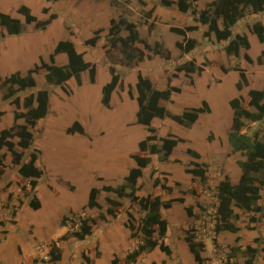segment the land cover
Returning <instances> with one entry per match:
<instances>
[{
  "label": "rangeland",
  "instance_id": "374dc122",
  "mask_svg": "<svg viewBox=\"0 0 264 264\" xmlns=\"http://www.w3.org/2000/svg\"><path fill=\"white\" fill-rule=\"evenodd\" d=\"M89 1L91 0H0L2 11L21 19L23 16L18 13L17 9L22 4L28 5L39 19L48 18L49 14L53 12L58 14V17L46 29H39L34 24H30L21 33L7 35L0 40V80L15 71L27 72L28 69L40 62L41 56L49 61V54L53 51L56 43L59 40L71 39L79 51L84 52L88 59L98 62V66L101 68L106 65L104 64L105 61L115 65L113 67L122 74L124 82L123 86L118 87L119 99L122 98L123 94L127 95L124 105L118 106L114 110L100 112L102 104H100V92L95 87L94 89L88 88L87 85L78 92L76 99H73L72 91L67 94L59 86H49L45 81L43 71L35 74L36 88L49 87L52 92L49 115L40 119L37 126L32 129L35 134V146L41 150L38 165L46 169V174L39 180L36 189L42 207L34 210H39V212H36V217H32L34 220L39 219V223H36L35 226L39 232V254L36 257L41 261L48 253L49 242H58V239L61 241V236L73 229L71 211L81 212L88 200L91 187L95 186L102 189L105 184L117 185L123 181L129 168L134 166L131 154L137 151L138 141L147 134L146 128L136 122L137 105L136 102L133 104L130 99L132 97L128 93L131 87L136 94L135 82L138 74L142 73L148 76L154 87L165 89L167 77L176 73L173 84L180 87L181 91L175 92L173 101L166 103V106L171 111L180 113L187 107L201 106L202 101L207 98L209 101H206L210 104L211 112L201 114L197 122L188 128L177 124L170 118H156L153 121L152 126L155 127L159 136L172 133L182 137L184 141L178 144L167 161L162 162L157 155H152V164L144 169V175L139 181L141 189L137 194L144 196L153 193L161 195L164 200L184 198L183 212L186 215L184 218H181L178 210L180 205L173 209L163 208L164 216L167 215L173 220L171 241H176L177 244L183 243L180 235H183L185 239L187 231L196 234V232L201 233L205 229L203 233L206 235L201 233V238L205 239L206 243V252H204V257L207 259L206 264H214L213 262L223 264L225 259L227 261L228 253L231 251V242L238 236L243 249L249 244L261 248L257 263L264 264V221L255 226L259 230L258 237H262L261 242L255 243L254 238L251 237L255 229L249 218L251 215L257 214L236 209L239 217L233 221L240 227V230L238 233L227 234L230 235L229 237L222 234L221 242L218 235V247L214 245L213 237H210L214 234L209 232L213 229L211 223L215 221L216 185L225 175H229L233 182V176H237V173L241 174L237 160L242 156L232 150L228 141V133L232 123V109L229 100L233 97L242 96L246 104L250 88H264V66L256 61L257 56L264 49V43L259 42L252 30V26L257 21H262L264 24V11L255 14L247 10L246 16L234 28L237 32L247 33L249 36L250 49H242L241 51L242 56L248 53L253 58V62L249 63L242 56L227 55L223 49L226 42L218 43L214 37L212 39L204 37L203 32L206 28L194 20V15L190 11L185 16L180 13L176 17L173 14L166 16L157 12V5L160 4L152 0H144L145 5L138 0H118L119 5H113L110 0H99L103 3L107 2L109 5L107 9H110L111 13L114 14L113 16L110 15L111 18L118 19L121 15L127 16L137 24L138 30L140 28L143 31L142 33L139 30L140 35L150 45L160 42L171 51V59H166L154 54L151 50L145 49L149 57L128 62L120 46L115 48L110 46L105 31L100 34L101 37L97 42V44L100 43L98 47L97 44L94 46L85 44V41L96 30L91 29L95 25L93 23L96 25L101 23L80 20L79 17L81 16L76 15L89 13ZM173 1L176 5L177 0ZM211 1L200 0L198 9L205 8L207 3ZM44 7H49L50 11L48 13L43 12ZM150 10L154 11L153 17L147 18L146 12ZM109 13L107 14L108 18H110ZM154 18L155 35L152 30L148 29ZM194 24H197L199 29L190 31L188 36L198 41L199 45L195 50L199 49V51L194 55L184 54L176 46V42L182 37L171 32L170 27H185ZM149 32L152 34L148 37ZM169 37L171 40L168 41ZM38 41L39 43H37ZM35 44H39V51L31 49L35 47ZM155 56L159 57L155 58ZM63 57L64 59L58 56L56 62L58 64L66 63V58ZM192 58H196L197 63L201 65L206 59L210 60L211 63L215 61L219 65L210 64L206 66L204 75L193 74L194 82L191 83L189 78L184 76V73L176 72L175 67ZM220 66L227 68L228 72H224ZM234 66L243 68L247 73L249 85L242 90L236 87L239 73L232 69ZM104 72L106 73V71ZM100 78L103 80V77ZM72 83H75V79L67 82V86L71 90ZM31 91V89L20 91L18 95L23 99ZM15 110L17 107L14 104L3 100V90L0 89V111H4V114L0 116V130L12 125ZM23 110L24 108L20 107L19 111ZM76 119L80 120L92 132L88 133L87 136L68 133V127ZM96 121H99L100 124ZM19 122L24 123V120L19 119ZM255 125L249 122L246 130L250 131L249 129L256 127ZM77 137L78 139H76ZM188 149L198 152L200 158L191 156ZM3 151L6 152V150ZM192 160L207 164L208 179L205 183L201 182L199 178H195L193 181L192 174L187 172V169L195 167L191 164ZM5 164V173L0 178V240L6 236L7 226L14 221L13 218L15 217L12 214V207L14 206H11L10 210H6L4 207L7 203L6 200L2 202L5 192L9 191V193L16 194L19 201L21 198L29 199L19 185L20 182L25 183L27 180L19 175L9 153ZM153 171H155L154 175H152ZM156 178L171 187V191L154 187L153 182ZM194 188L196 191L191 192ZM108 195L115 197L113 193H108L102 189L99 196L102 209L88 208L85 210V216L97 217L100 212H105L107 207L105 197ZM121 201L124 203L122 212L116 218L108 215L106 220H99L94 226V235L85 240L70 237L68 240L61 241L64 256L56 264H86L83 253L90 256L92 264H110L113 252L109 246L114 245L113 242L117 243L115 248H117L119 256L125 252V249L134 248L135 242H138L139 239L129 238V229L125 227L127 212L132 213L138 220L144 216L145 212L139 204L132 203L127 198H123ZM178 203L183 202L178 201ZM261 203H264V189L262 190ZM187 207H191L192 211H195L192 216L188 215ZM6 213L8 219H6ZM27 214L28 212L22 214L24 219ZM63 214L69 217L64 220V226L60 224ZM24 219L20 224L21 229L12 230L10 241L6 245L8 251L12 248L11 244H20L26 252L33 249V238ZM110 227L116 232L108 235ZM237 234L238 236H236ZM13 250V256H11L10 251L8 254L0 252V264H12L20 259L17 245ZM97 250H101L102 253L97 255ZM147 260V257L143 256L139 262L137 261V264H149V260ZM244 260L243 253H239L231 262L244 264ZM169 263L167 260L160 264ZM29 264H32V261Z\"/></svg>",
  "mask_w": 264,
  "mask_h": 264
},
{
  "label": "trees",
  "instance_id": "16d2710c",
  "mask_svg": "<svg viewBox=\"0 0 264 264\" xmlns=\"http://www.w3.org/2000/svg\"><path fill=\"white\" fill-rule=\"evenodd\" d=\"M56 1V0H47ZM113 5H119L118 0H110ZM145 5L144 0H138ZM200 0H177L176 5L181 13L187 14L189 11L194 15V20L206 26L203 32L204 37H214L216 42H226L223 49L229 56L241 57L242 49L248 50L251 42L247 33H239L234 28L246 16V11L259 13L264 11V0H212L207 3L203 9H198ZM158 3L166 8H170L175 1L158 0ZM23 19L14 17L11 14L0 9V40L7 35H16L21 33L27 25L34 24L36 28L46 29L57 17L56 12L50 13L48 18L39 19L33 14L31 8L22 4L17 9ZM49 7H44L43 12L48 13ZM153 10L146 12L147 18L153 17ZM155 27V18L149 24V30ZM199 29L197 24L187 25L185 27L171 26L170 31L181 36L182 39L176 42L178 49L184 54L193 52L199 45L195 38L189 37L188 33ZM128 32L127 36H122V31ZM252 30L256 34L260 43H264V24L257 21L252 26ZM103 28L93 31V35L85 41L86 45L94 46L101 37ZM107 36L112 48L121 47L123 54L128 62L134 60H143L149 57L145 49L151 50L156 55L166 59H171V51L165 48L160 42L150 45L146 39L142 38L136 23L131 21L127 16L121 15L118 19L111 18ZM143 45V48L138 46ZM66 54L67 61L64 64L56 62V55ZM249 63L253 62V58L245 53L243 56ZM256 61L264 66V49L257 56ZM219 65L215 61L211 63L206 59L205 62L198 64L196 58L186 60L175 67L176 72L184 73L191 83L194 82L193 74L202 75L206 66ZM98 63L88 61L85 53L77 49L76 44L71 39L59 40L53 51L49 54V61L42 56L40 62L34 67L23 73L15 71L9 76L0 80V89L3 90V100L10 101L17 107L14 111L13 123L11 126L0 130V178L5 173V160L9 153L12 157V163L17 167L19 175L26 179L25 183L20 182L21 189L24 194L29 197L28 205L34 209H40L42 203L36 194L39 180L46 174V169L38 165L41 157V150L35 146V134L32 129L35 128L40 119L46 118L51 110L52 92L49 87L36 88L37 81L35 74L43 71L45 81L49 86H59L67 94L71 93V89L67 86L70 79H75L77 84H82V73L88 72L91 83L97 80ZM224 72L228 69L220 66ZM233 70L239 73V80L236 84L237 89L242 90L249 85L246 71L239 66H234ZM111 79L103 85L101 89V103L106 108L112 107L113 92L123 86L122 74L116 71L113 66L109 67ZM176 73L167 77V87L158 89L154 87L152 80L139 73L135 83L136 95L130 87L128 93L130 97L135 98L137 102L136 122L143 125L147 134L138 141L137 151L131 154L134 166L129 168L122 182L117 185L105 184L102 189L113 196H106V211L100 212L97 217L85 216L86 209H102L100 202V194L102 189L91 187L88 200L81 212L71 211V216L79 220V227L73 228L68 233L61 236V241L75 237L78 240H85L94 234V226L99 220H106L110 215L114 218L122 212L124 203L123 198L129 199L132 203L139 204L140 208L145 212L144 216L138 220L132 213L127 212V220L125 227L129 229L130 238L139 241L136 246L127 252L124 257L114 254L110 264H136L144 252H151L159 248L167 255L172 254L171 247L166 244L169 221L163 214V208L169 209L174 202H184L183 197L170 198L164 200L161 195L150 193L140 196L138 191L141 189L140 179L144 175V169L148 168L153 161L152 155H157L162 162L169 160L175 148L184 139L174 134L159 136L155 127L152 126L153 120L156 118H170L177 124L184 127L193 126L200 115L205 112H211L210 104L204 100L201 106L187 107L182 112L176 113L171 111L166 103L173 101L175 92H180L181 88L174 85L173 81ZM264 81V74H263ZM32 90L23 99L18 95L20 91ZM232 109V123L230 132L228 133V141L234 152L240 153L242 158L237 160V164L241 170V174L237 183H233L229 175H225L223 179L216 185L217 204L215 210L214 231L215 237L212 241L216 247L219 246L218 235L223 231L238 233L240 227L233 221L239 217L236 209H240L246 213H254L249 221L253 224H260L264 221V203H261L262 190L264 189V88H250L248 91V101L245 104L242 96L233 97L229 100ZM23 107V111H19ZM4 111H0V116ZM19 119H23L24 123H20ZM250 123L256 124L248 131L246 127ZM68 133H78L87 136L88 133L79 120L73 123L67 129ZM17 139V140H16ZM3 150H6L3 151ZM188 153L200 158V154L192 149H188ZM191 164L195 167L187 169V172L195 178L205 183L208 179L207 164L199 163L192 160ZM152 172V175H154ZM154 187L171 191V187L165 185L159 178L154 179ZM50 188H52L50 186ZM196 191L192 189L191 192ZM13 194H8L5 208H10V201ZM22 203V201H20ZM12 214L16 215V209L12 207ZM188 215L192 216L191 207L186 208ZM68 215H63L60 224L64 226V220ZM2 222V221H1ZM16 221H13L15 223ZM3 224V223H2ZM256 229V227H253ZM7 231H5V234ZM262 237L254 239L255 243L261 242ZM58 242L50 241L48 249V259L44 260L47 264H56L63 259L64 250ZM185 241L188 244L190 252L193 254L198 264H206V258L203 252L206 249V243L198 240L195 233L187 231ZM235 241L240 242L238 236ZM230 253L227 256L226 264H239V262H231L239 253L244 255V264H258L257 258L261 248L259 246L247 245L244 249L241 245H231ZM100 251L97 250V255ZM84 262L92 264V259L86 253H83ZM32 264L38 262V258H30Z\"/></svg>",
  "mask_w": 264,
  "mask_h": 264
},
{
  "label": "crops",
  "instance_id": "0c3cea01",
  "mask_svg": "<svg viewBox=\"0 0 264 264\" xmlns=\"http://www.w3.org/2000/svg\"><path fill=\"white\" fill-rule=\"evenodd\" d=\"M153 2H156V3H158V0H152ZM89 6L90 7H88L89 8V13L88 14H86V13H84L83 15H81V14H76L77 16H81V17H79L80 18V20H88L89 22H91V21H93V22H101L100 24H97L96 25V23H93V24H95L94 26H92L91 27V29L92 30H94V29H98V28H103L104 29V31L105 32H107V30H108V28H109V20H110V18H111V16H113L114 14H112L111 13V11H110V9H107L108 7H109V5H107V2H105V3H103V2H100L99 0L98 1H93V0H91V1H89ZM84 7H86V6H84ZM110 12V13H109ZM157 12L158 13H160L161 15H166V16H171V14H173L175 17L176 16H179L178 15V13H180L182 16L184 15H186L185 13H181L179 10H178V8H177V6L175 5V4H173L170 8H166V7H163V6H160V5H157ZM109 13V16H110V18H108V14ZM166 18V17H165ZM204 28H206V26H204ZM139 30H140V32H142L143 33V31L139 28ZM155 31H156V29L154 30H152V33L154 34L155 33ZM151 32H149V35H148V37L150 36V34H152ZM157 33V32H156ZM122 36H127L128 35V32L127 31H125V30H123L122 31ZM141 34V33H140ZM155 35V34H154ZM169 40H171V38L169 37L168 38V41ZM37 43H39V41L37 42ZM100 43H98L97 44V47H98V45H99ZM207 45V44H206ZM140 47H142L143 48V46H141V44L139 45ZM77 47V46H76ZM206 47V46H205ZM31 49H34V50H36V51H39V44L38 45H36L35 44V47H33V48H31ZM199 51V49H197V50H194L193 52H191V53H189V54H192V55H194V53H197ZM82 52V51H81ZM37 54H38V52H37ZM58 56H61L63 59H64V57L63 56H65V58H66V54H64V53H60V54H57L56 55V60H57V57ZM159 56H155V58H158ZM85 58H86V60H88V61H92V60H90V59H88L87 57H86V54H85ZM66 61H67V58H66ZM93 62H95V61H93ZM98 63V62H97ZM100 64V63H99ZM104 64H106V65H101L102 66V68L99 66L98 67V72H97V80H96V82L95 83H91L90 82V79H89V74H88V72H83L82 73V84L81 85H79V84H77V82L75 81V83H72V94H71V96L73 97V99H76V97H77V95H78V92L79 91H82V89H84L87 85H88V88L89 87H91V88H93L94 89V87L97 89V90H99V92H100V99H101V88L103 87V85L104 84H106L108 81H110V79H111V74H110V71H109V67L110 66H115V65H113L112 63H110L109 61L108 62H106L105 61V63ZM11 70L13 69V67L12 68H10ZM104 71H106V73L104 72ZM205 72H206V70H205ZM205 72L203 73V75L205 74ZM105 73V74H104ZM103 75H106V76H103ZM100 77H103V80H100L101 78ZM106 77V78H105ZM70 80H72V79H70ZM69 80V81H70ZM136 83V82H135ZM123 94V93H122ZM121 94V95H122ZM135 94V93H134ZM136 95V94H135ZM126 98H127V95H125V94H123L122 95V98L121 99H119V91H118V88L113 92V95H112V107L110 108V109H107V108H105L102 104H101V102H100V104H101V106H100V112H107V111H110V110H114L115 108H117L118 106H122V105H124L125 103H126ZM131 99V101L133 102V104H134V102H136V100H135V98H130ZM206 100H208L207 98H206ZM209 101V100H208ZM136 105H137V102H136ZM76 120H78V119H76ZM155 120V119H154ZM153 120V121H154ZM80 121V120H79ZM81 122V121H80ZM97 123H99L100 124V122L99 121H96ZM82 123V122H81ZM83 124V123H82ZM83 126H84V124H83ZM85 127V129H86V131H87V133H91L92 131H90L89 129H88V127L87 126H84ZM76 139H78V137L76 138ZM239 177H240V175H239V173H237V176L236 175H234L233 176V182L234 183H237L238 182V180H239ZM38 191H39V189H38ZM8 194H9V191H6L5 192V195L2 197V202L3 201H7V199H6V195L8 196ZM21 201H22V203H20V201L18 200V197L16 196V194H13V197H12V199H11V201H10V206H14V208L16 209V215H15V217L13 218V220L14 221H16L15 223H9V225L7 226V233H6V236L3 238V239H1L0 240V252H2V253H9V251H10V253H11V256H13L14 255V248H15V246L17 245V247H18V252H19V256H20V259L18 260V261H16V262H14V263H12V264H29V259L30 258H34V257H36L38 254H39V232L36 230V228H35V226H36V223H39V219H37L36 218V220H34L32 217H36V212H39V210L38 211H34V209H31V207L28 205V201H29V199L28 198H21ZM176 204H178V205H176ZM180 205V208L178 209L179 211H180V216H181V218H184V217H186V215L184 214V212H183V206H184V202L183 203H178V202H175L174 204H173V206L170 208V209H173L174 207H176V206H179ZM1 207V206H0ZM7 209H9L10 210V208H6V210ZM182 211V212H181ZM24 212H28V214H27V217L24 219L23 218V216H22V214L24 213ZM193 212H195V211H193ZM65 214V213H64ZM63 214V215H64ZM62 215V216H63ZM6 219H8L9 217H8V214L6 213ZM167 219H168V221H169V225H168V231H167V237L165 238V242H166V244H168L170 247H171V249H172V254L171 255H167L166 253H164V252H162L159 248H156V249H154L153 251H151V252H144L142 255H141V257L139 258V260H138V262L142 259V257L143 256H146L147 257V259L149 260V264H160V263H162V262H164V261H169L170 263L169 264H188V263H191V264H198L196 261H195V259H194V256H193V254L190 252V250H189V247H188V244H187V242L185 241V239L183 238V235H180V237H181V241H184L183 243L182 242H180V243H176V241H171L172 240V238L170 237V234H171V232H172V224H173V220L172 219H170V218H168L167 217V215L165 216ZM22 219H24V221L26 220V222H27V226H28V228H29V232L31 233V236H32V238H33V240H32V246H33V249L31 250V251H29V252H26V250H24L23 249V247H21V245L20 244H11V246H12V248H11V250H9L8 251V249H7V243L10 241V235H11V232H12V230L14 229V230H16V229H21L20 228V224H21V222H22ZM259 225V224H258ZM252 226H257V224H253ZM27 228V229H28ZM258 228L257 229H255L254 231H253V233H252V235H251V237L252 238H257L258 237ZM114 232H116V230L115 229H112L111 227L109 228V230H108V235L109 234H114ZM229 233H231V234H234V233H232V232H228V231H223V232H221L220 234H219V241L221 242V240H222V234H225V237H229L230 235H227V234H229ZM94 234H95V230H94ZM93 234V235H94ZM236 236H238V234L236 235ZM130 238V237H129ZM184 239V240H183ZM135 242V241H134ZM114 243V245L113 244H111L110 246H109V248L111 249V252H113V254H119V252H118V250H117V248H115V246L117 245V243H115V242H113ZM136 243L137 242H135V246H136ZM232 244H237V245H241V243L239 242V243H237L235 240L233 241V242H231V245ZM134 246V247H135ZM242 246V245H241ZM133 248H130V249H125V252L121 255L122 257H124L126 254H127V252L129 251V250H132ZM100 252L102 253V251L100 250ZM204 252H206V251H204ZM204 252H203V256H205L204 255ZM113 254H112V256H111V258L113 257ZM120 255V254H119ZM25 257H26V259H25ZM6 258V257H5ZM259 258V257H258ZM157 259V260H156ZM111 260V259H110ZM147 260V261H148ZM137 262V263H138ZM136 263V264H137ZM214 264H215V262H213Z\"/></svg>",
  "mask_w": 264,
  "mask_h": 264
},
{
  "label": "built area",
  "instance_id": "2783aa9c",
  "mask_svg": "<svg viewBox=\"0 0 264 264\" xmlns=\"http://www.w3.org/2000/svg\"><path fill=\"white\" fill-rule=\"evenodd\" d=\"M69 218V217H68ZM71 218H72V220H73V228H78L79 227V220L76 218H74V217H72L71 216ZM214 223H215V221H214ZM214 223H211V226H212V228L213 229H211L209 232H211V233H213L214 235L213 236H210V237H215V231H214ZM203 232H205V229L203 230V231H201V233L205 236L206 235V233H203ZM201 233L200 232H196V236H197V239L198 240H202V241H204L205 242V239H202L201 238ZM218 237V236H217ZM213 239V238H212ZM49 249V248H48ZM48 252V251H47ZM48 259V254L45 256V257H43L42 259H41V261H39V258H38V262L37 263H35V264H47V263H45L44 262V260H47ZM221 262V261H220ZM226 259L224 260V263L223 264H226Z\"/></svg>",
  "mask_w": 264,
  "mask_h": 264
}]
</instances>
